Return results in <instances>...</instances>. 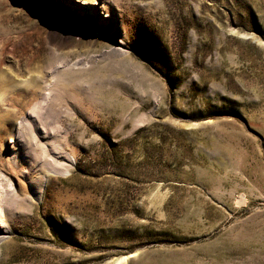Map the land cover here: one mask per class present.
Instances as JSON below:
<instances>
[{"label": "rangeland", "instance_id": "374dc122", "mask_svg": "<svg viewBox=\"0 0 264 264\" xmlns=\"http://www.w3.org/2000/svg\"><path fill=\"white\" fill-rule=\"evenodd\" d=\"M0 264H264V0H0Z\"/></svg>", "mask_w": 264, "mask_h": 264}]
</instances>
